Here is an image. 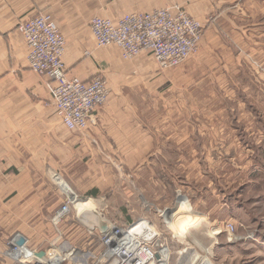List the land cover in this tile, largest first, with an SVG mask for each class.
<instances>
[{
	"label": "crops",
	"instance_id": "crops-1",
	"mask_svg": "<svg viewBox=\"0 0 264 264\" xmlns=\"http://www.w3.org/2000/svg\"><path fill=\"white\" fill-rule=\"evenodd\" d=\"M243 1L0 0V264H22L7 253L14 238L24 237L26 247L43 252L48 238L59 232L63 218L55 220V216L64 205L70 213L77 201H87L100 214L114 203L111 198L116 194L128 195L126 180L141 178L147 168L154 167L151 158L162 153V138L155 128L160 125L157 116L161 102L154 98L153 103L148 101V94L160 85L146 80L158 75L157 68L146 66L158 62L146 52L127 59L118 46L98 47L90 27L92 18L118 21L127 13L180 4L206 26L203 45L208 46L218 38V25L230 11L234 15ZM248 1L250 43L254 42L258 51L264 49V0ZM38 12L50 13L64 34L67 68H74L82 80L102 74L108 81L109 98L96 110L98 125L89 130L80 132L65 126L48 104V78L29 67V48L17 24ZM192 72V68L177 69L167 76L172 82L170 91H176L177 98L186 101V93L193 87L187 84ZM134 93H140V98L136 99ZM174 115L168 117L171 127L182 118L185 123V115ZM173 136L168 133L165 138ZM59 180L67 183L76 200L69 199ZM73 220L68 216L65 222ZM97 224L78 229L85 237H96L100 235ZM59 236L60 232L52 241L57 243L55 250L61 251L62 261L89 264L91 257L95 258L96 251L91 247L73 249L61 244ZM71 249L76 251L74 258L68 256ZM163 257L166 263L167 257Z\"/></svg>",
	"mask_w": 264,
	"mask_h": 264
},
{
	"label": "rangeland",
	"instance_id": "rangeland-1",
	"mask_svg": "<svg viewBox=\"0 0 264 264\" xmlns=\"http://www.w3.org/2000/svg\"><path fill=\"white\" fill-rule=\"evenodd\" d=\"M250 4L244 0L234 15L230 11L218 25V38L208 46L203 45L205 26L198 48L183 64L168 69L156 63L146 66H154L161 75L160 81L158 75L146 80L160 85L148 94V101L161 102L160 125L155 128L162 138V153L151 158L154 167L141 178L126 180L128 195L116 194L111 198L114 203L98 214L111 228L133 229L140 224L141 236L155 233L150 243L159 256L155 264L163 254L167 257L163 264H196L195 254L213 264H264V49L257 51L250 43ZM184 68L193 70L186 101L170 91L167 77ZM174 113L185 115V123L182 118L171 127L168 117ZM168 133L174 135L170 140L165 138ZM81 201L62 215L58 240L73 249L91 247L97 253L89 264H102L97 258L103 249L100 235L85 237L78 229L86 225L84 210L94 208ZM68 216L74 220L65 222ZM59 232L48 238L46 259L62 256L52 241ZM73 249L68 256L74 258Z\"/></svg>",
	"mask_w": 264,
	"mask_h": 264
},
{
	"label": "built area",
	"instance_id": "built-area-1",
	"mask_svg": "<svg viewBox=\"0 0 264 264\" xmlns=\"http://www.w3.org/2000/svg\"><path fill=\"white\" fill-rule=\"evenodd\" d=\"M90 27L98 47L118 46L127 59L143 52L149 53L162 69L183 64L198 48L205 29V25L180 4L148 12L127 13L118 21L95 16ZM17 29L23 33L29 48V67L48 78V104L65 126L80 132L97 126L96 110L106 104L110 94L106 77L98 74L86 81L77 75L74 68L66 67V38L50 13L38 12L22 18ZM67 211L68 205H64L55 220L61 219ZM128 229L114 225L107 232L100 231L103 249L97 258L102 260V264H155L157 252L150 244L153 241L137 237V246L128 253V238L124 235ZM17 240L14 238L9 242L7 253L11 257L22 264L50 263L47 259L45 261V253L40 257L34 251V257L31 249L20 252ZM143 251L147 254L144 260L141 256ZM16 252L21 256L17 257Z\"/></svg>",
	"mask_w": 264,
	"mask_h": 264
},
{
	"label": "bare ground",
	"instance_id": "bare-ground-1",
	"mask_svg": "<svg viewBox=\"0 0 264 264\" xmlns=\"http://www.w3.org/2000/svg\"><path fill=\"white\" fill-rule=\"evenodd\" d=\"M59 183L65 190H69L66 182H64L63 180H59ZM85 213L86 214L83 216V218H84L83 221L86 224H90L92 226V224H97L99 220H102V218L99 216V214L96 213L93 210H89L88 212H85ZM140 226H141L140 224L136 225L135 227H133V229H128L124 233V235L128 238V240H127V243L129 244L128 248H127L128 253L129 252L131 253L132 251H134V247L137 246V244H138L137 237H139L141 239H146V238L142 237L140 234H138V233L142 232L141 229H140ZM135 235H138V236H135ZM20 250H21L20 252L26 251L27 247L25 245L21 246ZM33 255H34V257H36L35 253H33ZM145 255H147L146 252H144V251L141 252L142 260H144V256ZM16 256L20 257L21 255L16 252ZM62 260H64L63 256L59 257L57 255H54L52 258L47 259V261H48L47 263L50 262L49 264H60V262ZM196 260H198V262L196 264H213L212 261L208 257L201 256V255H198V254H195L194 257H193V261H196ZM45 261H46V258H45ZM163 263H165V259H164L163 255H162L160 264H163Z\"/></svg>",
	"mask_w": 264,
	"mask_h": 264
},
{
	"label": "water",
	"instance_id": "water-1",
	"mask_svg": "<svg viewBox=\"0 0 264 264\" xmlns=\"http://www.w3.org/2000/svg\"><path fill=\"white\" fill-rule=\"evenodd\" d=\"M66 194L68 195L70 200H72V201L76 200V195L71 189L66 190ZM97 227L101 232H107L109 229V225L105 221L98 222ZM142 234H144L142 237L148 239L149 241H154L156 239V234L153 232L147 231L146 233H142ZM25 243H26V239L24 237L18 238V240H17L18 245L23 246V245H25ZM39 256L43 257L44 252H40ZM157 257H159V256H157Z\"/></svg>",
	"mask_w": 264,
	"mask_h": 264
}]
</instances>
